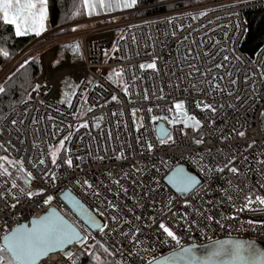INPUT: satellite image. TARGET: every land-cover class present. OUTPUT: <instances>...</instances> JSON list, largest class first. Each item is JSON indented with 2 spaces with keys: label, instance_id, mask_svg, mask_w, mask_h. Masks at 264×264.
<instances>
[{
  "label": "built area",
  "instance_id": "built-area-1",
  "mask_svg": "<svg viewBox=\"0 0 264 264\" xmlns=\"http://www.w3.org/2000/svg\"><path fill=\"white\" fill-rule=\"evenodd\" d=\"M204 1L100 20L104 25L83 31V42L70 45L74 60L66 68L54 74V59L46 61L27 100L0 122V156L23 161L25 169L13 177L16 188L0 177V241L54 208L88 237L75 245L78 252L103 244L115 264H147L180 250L159 229L161 221L184 248L231 238L264 242V205L255 201L264 198V44L253 54L242 50L247 14L264 9V0ZM116 16L122 19L112 22ZM153 61L155 69H141ZM178 101L201 122L198 130L185 128L183 118L169 123L175 109H168ZM201 101L215 111L198 108ZM158 122L172 141L160 142ZM178 166L199 179L189 194H178L166 181ZM66 191L103 222L100 231L90 230L63 202ZM48 195L53 200L45 205Z\"/></svg>",
  "mask_w": 264,
  "mask_h": 264
},
{
  "label": "snow or ice",
  "instance_id": "snow-or-ice-1",
  "mask_svg": "<svg viewBox=\"0 0 264 264\" xmlns=\"http://www.w3.org/2000/svg\"><path fill=\"white\" fill-rule=\"evenodd\" d=\"M137 0H124L123 7L129 8L136 4ZM84 6L89 9V11H95L97 7L101 9H107L113 7L112 0H83ZM46 11V0H0V17H2L3 22L6 24H12L16 29V34L20 35L22 31L32 30L35 31L37 35L40 34V30L43 28V20L45 18ZM25 27L22 28L21 26ZM31 25L29 28L28 26ZM7 56V53H3ZM225 60L228 59L227 56L224 57ZM141 69L147 67L155 69V62L148 65H140ZM192 67H195L192 65ZM217 68L221 65H216ZM234 84L235 81H232ZM3 89L0 88V92ZM127 94V93H126ZM147 94L145 99H147ZM113 100L116 97L112 98ZM158 99H163V96H159ZM202 105L203 109H210L215 111L211 105L198 102L197 107L200 108ZM175 109V117L169 121L170 124H176L178 118H183L179 120L184 124L185 128L191 127L193 130H198L201 126V122L196 119L194 116H190L184 109V102L178 101L172 105V108H169L168 111L171 112ZM149 112L152 109H148ZM142 119V118H141ZM158 118L153 116L152 120L155 121ZM191 121V124H189ZM82 127H87L86 124L81 125ZM99 126V125H96ZM161 136L160 142L163 144L165 141H172L173 138L171 134L164 128L160 129ZM239 136L243 137L244 132H239ZM67 139V137H65ZM197 144L202 143L201 140L195 141ZM60 148L64 147V140L59 142ZM147 149L149 152L152 150V145L148 144ZM59 151V149L57 150ZM123 153H121V157ZM79 159V157H77ZM40 164H44L45 161L41 159ZM52 163H56V152L52 153ZM65 163L72 167V160L67 159ZM229 164L232 163L230 160ZM14 170V171H13ZM212 169H209L211 171ZM217 171H223V168L217 167ZM230 172L236 173L238 170L235 167H230L228 169ZM25 169L23 168V161H14L5 156H0V177H5V183H8L11 180V188H16V180L13 179L15 173H24ZM49 175V173H45ZM52 175V180L55 182V174ZM28 177H31L30 173H27ZM169 182L172 183L178 191L185 192L193 185L197 184L198 181L195 177L186 175L184 170L177 168L173 175L169 177ZM27 183V181H25ZM115 183H119L115 181ZM84 184L87 185L89 189L93 186L88 183L87 180L84 181ZM22 193L25 192L24 188H21ZM126 191V190H125ZM29 198L33 195L31 191L25 193ZM94 195H99L98 192H94ZM15 199V196H13ZM249 204L253 202L251 197H246ZM53 200V196L48 195L43 203L48 205ZM255 201L261 205H264V198L259 196L255 197ZM173 201L169 200L166 208L168 211H171V205ZM185 207H190L191 205L185 201ZM107 207L112 208L113 211H116L112 202L109 201ZM176 213H173L175 216ZM139 220L140 217H137ZM186 219V217H185ZM211 219V218H209ZM112 221L116 222V217H112ZM88 222L91 225H96L97 221L94 217L88 216ZM153 223H155V218H153ZM159 229L162 230L163 234L170 238L172 241H175L177 247L180 248L179 252H173V254L164 257L163 259H155L147 261V264H264V253H259L257 250L248 247L246 248L241 243L229 244V242H217L213 247V250L210 251L207 257L203 260L198 259L192 248H184L170 227L161 221L159 223ZM139 229H137V232ZM123 234V233H122ZM126 235V234H125ZM88 237H82L80 232L71 224L67 223L64 219L58 216L54 211L49 212L47 215L34 219L32 221V227L27 228L23 225L11 229L10 232H6L3 237V243L0 244V264H36V261L39 257L46 255L51 249L63 246L64 244L71 243L73 241L83 243L87 240ZM103 248L105 253H109V249L103 244L100 245ZM97 264H101L100 258L97 257Z\"/></svg>",
  "mask_w": 264,
  "mask_h": 264
},
{
  "label": "trees",
  "instance_id": "trees-1",
  "mask_svg": "<svg viewBox=\"0 0 264 264\" xmlns=\"http://www.w3.org/2000/svg\"><path fill=\"white\" fill-rule=\"evenodd\" d=\"M191 0H137L133 10H140L136 16H146L169 9L180 8L183 3ZM48 19L45 32L62 31V27L87 20L83 0H47ZM249 31L242 46L246 54H253L264 44V9L247 14ZM110 22V21H109ZM37 36H17L14 27L6 24L0 17V59L4 64L13 60L18 54L28 49ZM37 44V43H36ZM35 44V45H36ZM33 47V45L31 46ZM7 53L5 56L3 53ZM41 75V60L37 56L28 57L9 77L0 92V122L14 108L27 100L29 93L36 86ZM0 155L2 152L0 151ZM97 257L101 264H115L98 245H90L81 249L69 264H97Z\"/></svg>",
  "mask_w": 264,
  "mask_h": 264
},
{
  "label": "rangeland",
  "instance_id": "rangeland-1",
  "mask_svg": "<svg viewBox=\"0 0 264 264\" xmlns=\"http://www.w3.org/2000/svg\"><path fill=\"white\" fill-rule=\"evenodd\" d=\"M196 3L197 2L183 3V5L180 8L195 6ZM177 9L179 8L169 9V10H177ZM119 15L122 14H118V16ZM118 16L114 17L112 19V22L115 21ZM118 19H122V18L120 17L117 18V20ZM72 25H73L72 28L69 27V25L68 26L65 25L64 27L60 28L62 29V31L60 30L56 32L55 30V33H53L54 31L53 32L44 31L43 34L41 33L42 35L41 34L37 35L36 41L32 44L33 47H31L32 46L31 45L28 49L18 54L13 60L8 62L7 64L2 63V65L0 66V88H2V86L7 82V80L14 73V71L31 55L40 58L41 75L46 66V61H49L50 63L53 59L54 60L52 62V70L55 71L54 74L63 70L62 68H66L65 66L67 64L69 65L74 60L73 51H72V48L74 47L70 45L71 44L73 45V43L77 41L78 43L80 42L79 44L83 42V34H82L83 31L104 24L98 21V23L96 24H91V23L88 24L86 22L84 23L76 22ZM34 36H36V34ZM65 88H66V84L64 83L63 85H61L62 94L64 93ZM64 97L65 98L61 100H66V101L69 100V97L66 96Z\"/></svg>",
  "mask_w": 264,
  "mask_h": 264
},
{
  "label": "water",
  "instance_id": "water-1",
  "mask_svg": "<svg viewBox=\"0 0 264 264\" xmlns=\"http://www.w3.org/2000/svg\"><path fill=\"white\" fill-rule=\"evenodd\" d=\"M3 61L0 59V66L2 65ZM161 128H164L166 129L168 132H169V129L166 127L165 123L163 122H158L157 125H156V129H157V134H158V137L160 138L161 136V132H160V129ZM177 168H181L184 170V173L186 175H189V176H193L196 178V180L198 181L197 184L193 185L191 188H189L187 191L185 192H180L177 190V188L169 182V177L173 175L174 171L177 169ZM177 168H175L171 173H169V175L166 177V181L167 183L170 185V187L175 190V192H177L178 194H189L191 193L198 185H199V179L197 178L196 175H194L193 173L189 172L185 166H178ZM61 199L63 200V202L71 209V211L90 229L92 230L93 232H98L100 231L102 228H103V222L90 210L88 209L76 196H74L71 192L69 191H66L64 192L63 194H61ZM54 211L58 216H60L62 219H64L67 223L73 225L70 221H68V219H66L63 215L60 214V212H58L56 209L54 208H50L48 209L45 213H43L40 217L38 218H41L45 215H47L49 212H52ZM88 216H92L96 219L97 223L96 225H91L89 222H88ZM38 218H32V219H29L28 221L18 225V226H25L27 228H31L32 227V221L34 219H38ZM16 226V227H18ZM74 226V225H73ZM15 227V228H16ZM81 234V236L83 237V234L81 233V231L76 227L74 226ZM229 242V244H233V243H241L243 244L246 248L248 247H251L255 250H257V252L259 253H264V242H258V241H252V240H248V239H234V238H231V239H223V240H219V241H216L214 243H210V244H207V245H202V246H195V247H186V248H192L195 256L200 259V260H203L207 257L208 253L210 251L213 250V247L216 245L217 242ZM3 243V240L0 241V244ZM79 242H76V241H73L71 243H67V244H64L63 246H60V247H57V248H53L51 249L46 255H43L41 257H39L36 261V264H38L40 261L44 260V259H47L49 258L50 255L52 254H57V253H61L63 252L65 249H67L68 247H71V246H74L76 244H78ZM180 250L178 251H175V252H179ZM173 253H170L166 256H169ZM164 256V257H166ZM163 257V258H164ZM161 258V259H163Z\"/></svg>",
  "mask_w": 264,
  "mask_h": 264
},
{
  "label": "crops",
  "instance_id": "crops-1",
  "mask_svg": "<svg viewBox=\"0 0 264 264\" xmlns=\"http://www.w3.org/2000/svg\"><path fill=\"white\" fill-rule=\"evenodd\" d=\"M90 2H91V0H90ZM123 2H124V0H112V3L114 5L113 7L107 8V9H101V8L97 7V9L95 11H89V9H87L84 6L85 7L86 16H87L86 23H88V24H90V23L91 24H96L100 20L115 16V15H118V14H123V13L129 12V11L133 10L135 8L136 4H137V2H136V4L134 6L129 7V8H125V7L122 6ZM46 5H47V0H46ZM47 19H48V12H47V6H46L45 18L43 20V28H42V30H40V34L41 33L43 34V32L45 31V26H46ZM21 27L24 28L25 26L22 25ZM28 27L30 28L31 25H29ZM14 31L16 33L15 27H14ZM35 34H36L35 31L28 30L26 32L22 31L20 35H17V34L16 35L17 36H27V35H35ZM36 36H37V34H36Z\"/></svg>",
  "mask_w": 264,
  "mask_h": 264
},
{
  "label": "bare ground",
  "instance_id": "bare-ground-1",
  "mask_svg": "<svg viewBox=\"0 0 264 264\" xmlns=\"http://www.w3.org/2000/svg\"><path fill=\"white\" fill-rule=\"evenodd\" d=\"M76 252H78L77 246L74 245V246L68 247L61 253L50 255L49 258L40 261L39 264H50V263L54 264L55 261L59 264V263H62L64 259L67 261H70L77 254ZM57 255H60L61 257Z\"/></svg>",
  "mask_w": 264,
  "mask_h": 264
}]
</instances>
